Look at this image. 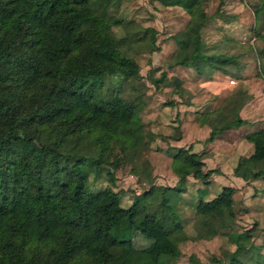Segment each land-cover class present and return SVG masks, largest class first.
I'll list each match as a JSON object with an SVG mask.
<instances>
[{"label":"trees","instance_id":"16d2710c","mask_svg":"<svg viewBox=\"0 0 264 264\" xmlns=\"http://www.w3.org/2000/svg\"><path fill=\"white\" fill-rule=\"evenodd\" d=\"M203 2L184 5L188 19L169 38L175 44L172 63L207 77L235 62L237 53L207 51L200 33L207 18ZM118 3L0 0V264H107L115 245L126 247L117 264H181L173 259L180 253L179 240L189 235L177 214V183L158 186L149 181L122 205L111 170L102 186L86 181L87 168L97 173L107 135L119 123H127L129 145L135 147L142 137L137 101L124 99L119 86L105 85L104 77L136 75L137 61L120 45L142 41L150 30L143 42L148 50L156 49L154 29H130L128 20L109 9ZM252 11L259 19L264 0L252 1ZM113 24L121 25V35L114 34ZM253 53L264 57V45ZM150 78L155 84L160 79ZM243 92L238 86L229 93L212 122L204 120L207 113L199 114L209 126L207 140L246 122L238 114L248 96ZM243 137L251 150L237 157L232 174L244 181L264 179V126L247 130ZM85 139L99 145L94 153L82 148ZM201 153L182 146L169 150L179 180L187 175L206 179L210 170L202 169ZM111 165L115 167V158ZM232 191L225 184L209 198L199 192L193 229L198 237L219 233L234 243L226 264H244L242 256L251 250L264 259V239L254 244L252 228H231ZM121 218L150 238V245L135 248L129 239L116 237L111 229Z\"/></svg>","mask_w":264,"mask_h":264},{"label":"rangeland","instance_id":"374dc122","mask_svg":"<svg viewBox=\"0 0 264 264\" xmlns=\"http://www.w3.org/2000/svg\"><path fill=\"white\" fill-rule=\"evenodd\" d=\"M189 1L119 0L118 8L112 6L109 8L117 17L128 20L127 26H130V29H134L131 25L140 29L152 27L157 48L148 50L143 42L147 40L150 30L146 31L142 41L132 40L120 45L126 54L137 61L138 71L136 75L121 79L106 76L104 84L108 86L117 84L118 92L124 99L137 101V114L142 121V137L135 147L129 145L127 123H119L114 132L107 135L106 147L101 153L102 162L97 173L94 175L93 168H87L86 181L91 187L102 186L107 183L106 172L111 170L115 177L114 188L120 192L122 205H127L133 192L147 187L149 181L158 186L177 183L181 187L176 201L177 214L181 228L189 236L179 240L180 253L173 260L181 264H226L228 252L234 248V243L226 235L219 233L207 238L198 237L193 229L196 196L201 192L204 198H209L222 185L232 186L231 228L235 230L252 228V241L254 244L261 243L264 239V179L244 181L234 176L231 170L238 151L236 143L229 141L234 145L231 147L227 142L229 144L227 146L225 136L219 140H207V132L204 130L209 128L207 123L202 130L200 127L194 134L190 131L195 126L196 121L193 120H198L199 124H202L201 119L204 116L200 117L201 112L202 115L207 113L204 120L212 122L218 105L229 93L240 87L241 82L228 89L222 88L217 93L211 92L194 81L195 78L202 79L204 75L197 73L193 67L172 63L175 44L169 35L187 21L188 12L184 5ZM218 1L203 2L207 18L201 26L200 33L207 51L210 48L213 51H224L223 53L228 51L237 53V57L243 60V63H248L243 73L246 76L251 75V81L259 80L264 83L262 74L264 57L258 56L255 59L252 47L244 36L240 37L241 33L253 36L250 39L255 49L264 45V12H260L262 15L259 19L255 18L256 15L252 11L254 0H220L222 3ZM228 18L230 19L227 21ZM111 29L115 35L123 33L119 24L111 25ZM225 42H228L229 46ZM212 44L215 46L209 47ZM229 48L233 50L230 51ZM226 67L230 69L228 72L231 74L238 70L234 65ZM162 72L164 74L161 76ZM150 77L160 79L155 84ZM173 77L178 78L177 83L173 82ZM260 84L261 82L254 83L257 88ZM243 93L248 95L246 90ZM250 94L252 95V92ZM256 99H252L256 103L250 107L243 103L241 113L249 119L255 117L264 119V108H261L263 112L258 110L256 104L260 103H257ZM201 144L202 153L208 156L202 160V169L210 170L208 176L203 180L188 175L190 180L187 181V178L179 180L171 168L169 150L173 146L191 150ZM95 146L99 145L89 144V140L85 139L82 148L85 147L84 151L94 153ZM228 148L230 151L225 150ZM245 150L247 148L243 146L241 151ZM113 158L116 160L115 167L111 165ZM111 230L116 237L129 239L135 248H146L151 243L150 238L129 227L124 218H121ZM125 250L126 247L123 245L112 246L110 248L112 261L107 264H117ZM260 250L264 251V247H260ZM251 252L243 254L244 264H264V259L260 258L259 253L255 250Z\"/></svg>","mask_w":264,"mask_h":264},{"label":"crops","instance_id":"0c3cea01","mask_svg":"<svg viewBox=\"0 0 264 264\" xmlns=\"http://www.w3.org/2000/svg\"><path fill=\"white\" fill-rule=\"evenodd\" d=\"M223 5V4H222ZM221 5V6H222ZM249 34H243L241 33L240 37H243L245 38V40L249 43V45L252 47V51L254 49L253 45H252V39H250L251 37L253 38V36L249 37L248 36ZM250 39V41H249ZM225 44L228 45V42H225ZM215 44H212V46H209V47H214ZM229 46V45H228ZM217 47V46H216ZM226 49V48H225ZM232 49V48H231ZM231 49L229 48V50L231 51ZM233 50V49H232ZM219 51V50H218ZM208 52H215L213 50H210V48L208 49ZM221 52V51H220ZM224 52V51H222ZM226 52V51H225ZM229 52V51H228ZM227 52V53H228ZM236 61L235 62H230V63H225L223 65V69H214L212 70V72L210 73L209 76L207 77H203L202 79L200 80H197L195 78V82L198 83L199 86H202L204 89L208 90V91H211V92H219V90H221L222 88H229L230 86L234 85V84H238L239 82H241V89H243V91L246 90V92L248 93V98L245 99V101L243 103H245L244 105L250 107V106H253L256 102H253V98H257L256 101L257 103H260V104H256V106L258 107V110L259 111H262L261 108L263 107L264 108V83L262 81H251V75H247L245 73H243L244 70H246V66L248 65V63H243V60L241 61V59H239L237 56H236ZM257 59V58H255ZM257 61V60H256ZM259 63V62H258ZM228 65H234V66H237L238 67V70L237 72L231 74L228 72V69L226 66ZM182 66V65H181ZM262 70H263V73L264 74V58L262 59ZM230 70V69H229ZM245 72V71H244ZM258 82H261V84L258 86V88L256 87V85H254V83H258ZM252 92V95L250 94ZM255 94V95H254ZM259 98H258V97ZM242 103V105H243ZM241 105V107H242ZM241 107L238 109V114L240 117L242 118H245L246 119V122L239 125L238 127H231V128H227L223 131H221L220 133H218L216 136H214L212 139L210 140H219V139H222L224 138L225 136V139H226V145L232 147V145L234 144H231L229 143V141L231 142H235V146H237V156H236V159L239 155L241 154H247L248 152H250L251 150V144L249 141H247L244 137H243V134L247 131V130H250V129H253L255 127H259V126H263L264 125V119H256L257 117L253 118V119H249V118H246L244 115H242L241 111ZM198 114H196L197 116ZM193 121H196L195 122V126L191 128L190 131H192V133L194 134L196 132V130H200V127H201V130H202V127L204 128L205 123H202V124H199L198 120H193ZM257 123H261V124H257ZM257 124V125H256ZM205 132H208L209 128L208 129H204ZM203 130V131H204ZM189 131V132H190ZM180 136H182V134L180 133ZM179 136V137H180ZM229 144H228V143ZM201 143V141L199 142V144ZM176 144V143H175ZM178 144V143H177ZM245 146L247 148V150L245 151H241L242 147ZM198 148H193L191 150H194V151H198L201 147H202V144L201 146H197ZM201 150V149H200ZM203 150V149H202ZM227 151H230L229 148L228 149H225ZM208 157V156H207ZM206 157V153H202L201 154V158L203 160V158H207ZM235 159V160H236ZM232 171V170H231ZM235 176V175H234ZM238 177V176H236ZM187 178L186 180H190V178H188V175L185 177ZM184 178V179H185ZM240 178V177H239Z\"/></svg>","mask_w":264,"mask_h":264}]
</instances>
